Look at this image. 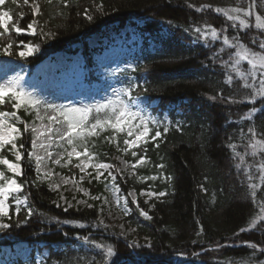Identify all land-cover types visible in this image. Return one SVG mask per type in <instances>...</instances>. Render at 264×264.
<instances>
[{
	"label": "trees",
	"instance_id": "1",
	"mask_svg": "<svg viewBox=\"0 0 264 264\" xmlns=\"http://www.w3.org/2000/svg\"><path fill=\"white\" fill-rule=\"evenodd\" d=\"M35 1L41 8V14L35 17L37 31L51 35L47 39L42 35L17 36L12 26L26 28L33 20L30 6L33 0L30 5H25L23 0H5L0 11H8L12 20L10 34L0 36V45L7 42L15 45L20 40L39 43L40 50L32 56L10 58L16 60L21 72L29 71L31 76L39 66L52 63L57 66L59 79L76 90L79 89L77 82L80 84L82 79L95 90L97 83L104 87L117 84L124 89L132 85L133 95L146 98L147 112L142 114L147 116L150 112L148 118L160 122L159 126L149 124V137L156 130L163 133L164 127H168V132L156 141L149 138L146 145L133 149L138 156L146 155L148 163L138 166L136 174L127 178V182L119 180V184L125 192L131 187L137 191L154 188L168 195L160 200L152 199L147 205L140 199V206L152 215L151 221L141 217L135 205L130 206L126 220L135 228V238L123 237L114 227H96L100 221L97 202L90 209L79 206L67 212L63 210L66 206L57 207L54 203L57 193L48 180L36 172L33 156L29 163L27 153L33 151L31 140L34 137L29 129L17 141L18 145L21 141L24 143L21 149L24 160L20 162L24 175L15 177L20 183L27 181L23 192L16 195L21 200L27 196L28 202L21 206L19 215L10 207V218L6 221L11 226L0 235L1 260L6 261L8 249L14 251L19 244H25L30 249L29 264H92L93 260L96 264H264V253L259 251L264 248V225L260 224V217L264 216V179L260 171L264 153L251 147L254 140L248 133V129L254 127L258 133L255 139H264V112H251L253 106L264 108L257 94L264 89L260 88L259 72L253 79L251 66L245 61L236 68L231 67L239 59L238 51L250 50L264 55V50L258 47L259 42L264 41V30L254 28L255 15L264 17V0H66L67 7L65 0ZM204 5L211 7L196 11ZM250 6L251 17L241 13V18L253 26L248 29H241L238 21L235 28L231 27L233 22L228 21L223 12L214 11L216 8L247 11ZM85 10L93 16L92 21L86 19ZM206 25L216 29L218 41H212L210 36L207 41L194 39L192 29L197 26L203 29ZM128 26L141 36L132 64L101 68L97 55L103 46H93L91 40L95 36L111 38ZM225 35L229 44L223 43ZM234 36L239 38L241 48L231 47L236 43ZM20 50L22 46L13 49L14 52ZM80 55L84 59L79 69L63 68V59L75 63ZM41 82L23 87L39 99L44 88ZM246 84L254 87L248 88ZM254 94H257L256 104L252 105L248 101ZM214 95L217 96L215 101L210 99ZM108 98L115 96L102 92L96 100L92 98L83 106L75 100L60 105L84 107L106 102ZM13 102L6 99L0 111H13ZM18 115L23 123L16 122L23 133L24 124L34 120L35 110L25 111L22 107ZM90 122L94 119L90 118ZM112 135L109 128L89 138L87 147L95 159L111 160L118 146L124 148L123 141L129 137L119 133L115 138L117 143H109L106 137ZM77 149L84 150L79 145ZM253 151L256 156L252 155ZM126 155L133 162L138 158L132 157L131 151ZM0 156L15 161L7 149ZM160 163L165 165L163 170L156 167ZM69 167L68 164L59 168L70 172ZM0 171L11 176L5 166H0ZM151 175L173 179H144ZM108 183L109 180L96 182L93 189L99 193ZM252 184L256 187L252 188ZM253 192L257 195L253 196ZM29 206L34 215L27 223H22ZM65 219L75 221V225L63 224ZM254 221L257 222L255 230L239 231L249 229ZM78 224L86 227L81 229ZM84 235L96 243L111 246L115 255L104 257L76 239ZM247 242L255 243L257 249H250L244 244Z\"/></svg>",
	"mask_w": 264,
	"mask_h": 264
},
{
	"label": "snow or ice",
	"instance_id": "2",
	"mask_svg": "<svg viewBox=\"0 0 264 264\" xmlns=\"http://www.w3.org/2000/svg\"><path fill=\"white\" fill-rule=\"evenodd\" d=\"M4 3L5 0H0V5H3ZM23 3L25 5H30V0H23ZM30 6L32 7L31 14L34 17L33 20L27 24L26 28L13 25L12 31H14L17 36H20L21 34H28L33 37L42 35L45 37V39H47L51 34L44 33L42 30L38 33L36 27L37 20L35 19V17L41 14L40 5L38 3H35V0H33ZM67 6L68 4L65 0V7ZM210 7V5H204L202 6V8H197L196 11L200 12L203 10V8ZM251 7L252 6H250L247 11L241 8H234L230 11L216 8L214 11L216 13L223 12V15L227 18V20L233 22L230 25L231 27L235 28L237 26L235 22L238 21L239 27L241 29H248L253 26L248 22L247 19L241 18V13H243L244 17H251L253 15ZM85 16L88 21L93 20V16L87 14V10H85ZM11 20L12 17L8 11H0V29H2V31H0V36L10 34L9 22ZM254 28L257 30H264V17L259 14L255 15ZM184 31L187 32L189 31V29H184ZM192 31L195 33L194 39H203L207 41L209 39V36L211 37L212 41H218L220 39L216 29L211 26L206 25L203 29L197 26L192 29ZM233 40H235L236 43H233L231 45L232 48L238 49L242 47L238 37L234 36ZM256 42V38L253 37L252 43L255 44ZM223 43L229 44V38L227 35L224 36ZM21 46L23 50H20L18 52L13 51L14 47L21 48ZM258 47L259 49L264 50V41H260ZM0 50H2V54L5 56L11 57L13 55H18L20 58H25L32 56L34 52H38L40 50V44L34 42L26 43L25 41L20 40L15 45L13 42H7L3 45H0ZM220 50L223 51L222 48ZM236 55L239 57V59H237L231 65V67L236 68V66L239 65L241 61H245L247 65L251 66V75L253 76V79L257 78V71L259 72L260 88L264 89V55H261L258 52H252L250 50L238 51ZM225 63L228 62L225 61ZM21 79V77H17L14 80H10L6 83L0 84V105H4L6 99L8 101H14L11 104V108L13 109V111H0V153L7 149L14 156L15 160V162H13V160L0 156V166H6L7 171L11 173V176H6L4 171H0V218H10V207H14L15 214L19 215L22 211L21 206L27 204L28 202L27 196H25L24 199L21 200L16 195L23 192L24 183H27V181H25L24 183H20L15 177H21L24 175L20 163L22 160H24V153L21 151V149L24 148V143L21 141L18 145L17 141L22 137L23 134L29 132V126L28 124H24L22 133L21 128L17 127L16 123L10 122L17 121L23 123L20 120V116L18 115V111L22 107L25 111H28L29 109L35 110L36 118L38 120H44L45 117L41 115V107L43 106L44 112L48 114V125H42L39 129L36 126L31 127L30 131L34 134V138L31 140V148L36 149L37 147H39L40 149H44L46 157L51 159L52 152L48 151V149L51 147V142L53 140L52 134L58 136L60 141H66V144L70 147L71 150H68V148H64V153L58 154L60 155V158L55 159L53 162L56 165H60L61 160L65 155L67 157L68 164L72 163L73 157H75L79 161V163H77L75 167L79 169L80 173H82L83 175L80 176L79 181L72 179L71 182L75 186L76 191L83 192L85 196H88L89 193L86 189L80 186V182L85 180L86 177H91V179L99 181L101 177L104 176L105 171H107L108 177H110L112 181L117 180V176L112 174V169L114 167L112 164L92 162L93 156L89 153L87 147V142L90 137H96L100 134V132L106 131L110 128L113 132V135L106 137V139H108L109 143H111L115 140L117 134L125 133L129 138L124 139V148L122 149V151H131L132 157H138L135 162L131 164V169L134 173L135 169L138 166L147 164L148 159L146 155L138 156L137 151H134L133 149L140 148L142 144L146 145L149 142V138L152 141H156L158 138H161L164 133L168 132V127H164L163 133L160 130H156L155 134L149 137V134L151 132L149 124L159 126L160 122L155 120L154 118H146L142 114L141 110H139V108H137V110L135 111L133 110V107L138 104V97L133 96L132 85H130L127 89H121L118 92L116 90H113L115 96L114 99L108 98L106 102L103 103L97 102L94 105L75 107L64 105L57 106L40 101L39 99L35 98L32 93L27 92L24 89L23 85L20 83ZM228 79L231 80L232 77L229 76ZM245 86L248 88L254 87V85L249 84H246ZM135 87L140 86L135 85ZM145 91L147 90L145 89ZM257 94L261 97V101L264 102V92L258 90ZM257 94H254L252 100L248 101V103L255 105ZM219 95L222 97L223 93H220ZM210 99L215 101L217 100V96H211ZM228 101L229 103L232 102L231 97H228ZM251 112L253 114H256L257 112H264V108H256L255 106H253L251 108ZM52 113H54V115ZM90 118L94 119V122H90ZM249 119H251V117H249ZM136 121H139V123H137ZM53 124L62 125V127H56L55 129H53ZM248 133L254 140V143L251 144V147L253 149L259 148L260 152L264 153V139H255L258 133L254 127H250L248 129ZM78 145L83 146L84 150L78 151ZM8 146H10V148ZM61 147L63 146L61 145ZM156 147L158 148L159 144H156ZM144 151L146 152L147 149H145ZM256 154V151H253L252 155L256 156ZM27 155L29 157L30 163L31 157L34 155V152L28 151ZM46 157L39 154L35 155V168L38 174L40 172L41 165L44 163ZM81 157H85V159L81 160ZM124 163L127 166V162ZM156 167L163 170L165 165L163 163H160L157 164ZM237 167L239 166L237 165ZM89 168L93 169L95 174H93V172H88L87 169ZM260 171L262 173V179H264V163L260 164ZM43 176L50 180L52 173L44 172ZM144 179L152 181H156L157 179H165L171 181L173 178L171 176L158 177L157 175H151L144 177ZM249 179H251V176H249ZM63 183H69V179L66 178ZM50 187L53 191H55L60 188V184H51ZM200 187L202 190L206 191L203 185H201ZM251 187L255 188L256 185L252 184ZM139 195L148 198L143 201V203L147 205L149 203V200H151L152 198L160 200L161 198L168 195V193H166L165 191L157 192L151 190H142ZM252 195L256 196L257 193L253 192ZM128 196L132 197L131 203L135 205V208L138 211L139 215L146 220L151 221L153 219L152 215H150L148 211L140 206V204L137 202L135 194L133 192H129ZM60 199L67 205L63 209L65 212H67L68 209L75 207V205L70 201H67L63 195H61ZM75 199L76 197L73 196V200ZM92 199L99 200L100 197L93 196ZM10 201H14V204H10ZM54 203H57V207H61L60 203ZM77 204L86 205V207L89 209L93 207L92 204L87 203V201L84 200H78ZM152 207L155 208L156 205L152 204ZM101 211H103V208H101ZM129 211L130 209L125 207L124 214L128 215ZM33 215L34 210L31 206H29L26 210L25 219L22 221V223H27L28 219ZM18 223H21V221H18ZM62 223L75 225V221L69 219L63 220ZM260 224L264 225V216L260 217ZM10 226L11 225L9 223L0 222V231L7 230ZM76 226L81 229L86 227L84 224H78ZM96 227H103L106 229L108 225L104 223L103 219H101ZM256 228L257 222L254 221L249 229L241 228L239 231L245 232L255 230ZM202 230L203 229L201 228V231ZM63 235L65 237H68L67 232H64ZM76 239L81 240L83 243L89 245L92 248H95L96 250H98V253L102 254L104 257H112L115 255V252L113 251V248L111 246H105L102 243H96L91 239L90 236H76ZM248 247H250V249L252 250L257 249V245L255 243L248 245ZM259 251L261 253H264V248H261ZM77 259H79V257H77ZM92 264H96V261L93 260Z\"/></svg>",
	"mask_w": 264,
	"mask_h": 264
},
{
	"label": "rangeland",
	"instance_id": "3",
	"mask_svg": "<svg viewBox=\"0 0 264 264\" xmlns=\"http://www.w3.org/2000/svg\"><path fill=\"white\" fill-rule=\"evenodd\" d=\"M35 3H37V1H35ZM131 28L128 26L122 30L121 33L113 34L111 38L100 39V37L95 36L91 40V44L93 46H103L102 52L97 55V62L101 68H109L115 64L117 65V63L123 65L132 64L134 52L141 44V36L135 31H132ZM83 59L84 56L81 55L78 57L75 63H71L70 61L63 59L62 66L64 69L77 70L79 69L78 65L83 63ZM41 76L43 77L42 80ZM17 77L22 78L20 80L22 85H28L29 83H37V81H42L41 83L44 88L39 94V100L57 106L68 100H75L80 106H83L86 101H89L92 98L96 99V97H98V95H100L102 92H104L106 95H114L113 90L118 92L119 90L124 89L117 84H108L106 87H104L98 85L97 83V88L95 90L93 86L89 85V83H83L84 80L82 79L79 80L80 84L77 82L79 89L76 90L71 86V84L59 79L57 66L53 65L52 63L39 66L36 71V76L31 77L28 72L21 73V69L15 60H12L9 56H5L0 53V84L14 80ZM134 97H138V104L133 107V110L135 111L137 108H139L142 113H146V98L143 95H136ZM152 105L155 106L156 102H153ZM52 114L54 115V113ZM149 114L150 112L145 117L148 118ZM41 115L45 117L44 120H38L35 116L34 120L26 123L28 124L29 129H31L32 126H36L39 129L42 125H48V114L44 112L43 106L41 107ZM17 127H19L18 124ZM52 127L55 129L56 127H62V125L53 124ZM52 135L53 140L51 142V147L48 149V151L52 152V158H47L45 150L40 149L39 147L33 149V158L35 160L36 154L46 157L44 163L41 165L39 173L43 179L48 180L49 185L60 184V188L55 190L57 193V202L61 205L67 206L64 201L60 199L61 195H63L67 201L73 203L75 207L86 206L77 204L78 200L87 201V203L92 205L97 202L99 220L103 219L104 223L107 224L108 227L116 228L123 237L135 238V228L128 224V221L126 220L128 215L124 214L125 207L130 209V206L134 205L131 203L132 197L128 196V193L133 192L137 198V202L140 203L141 198L143 200L148 199L147 197L139 195L142 190H156L154 188H143L140 191H137L136 188L131 187L127 192H125L122 189L119 184V180L127 182V178L136 174V169L134 173L131 169V164L134 162L127 157L126 152H123L122 148L118 146V152H116L115 155L111 157V160H97L93 157V163L101 162L112 164L114 166L112 169V174L117 176V180L112 181L111 178L108 177L107 171H105L104 176H102L99 181L93 180L91 177H86L85 180L80 182V186L86 189L89 193L88 196H85L83 192H77L75 186L71 182L72 179L79 181L80 176L83 175L80 173L79 169L75 167L79 161L75 157L72 158V163L69 164L71 166L69 167L70 172H65L62 168H59L67 167L68 163L66 155L61 160L60 165H56L53 162L55 159L60 158V155L58 154H63L64 148L67 147L65 146L66 141H60L58 136L55 134ZM113 142L117 143V140H114ZM61 145L63 147H61ZM68 150L71 149L68 148ZM77 150L81 151L79 149ZM80 159L83 160L85 157H81ZM124 162H127V166ZM87 171L93 172V174H95L91 168L87 169ZM44 172L52 173L50 180L43 176ZM66 178L69 179V183L64 184L63 181ZM106 180H109L108 186L105 187L103 191L96 193L93 189L94 183H100ZM73 196L76 197L75 200H73ZM93 196H99L100 199L93 200ZM151 200H149V202H151ZM101 208H103V211H101ZM0 222L7 223L5 218H0ZM3 232L4 231H0V235L3 234ZM29 252L30 249L25 244H19L14 251H10L9 249L7 250V255L5 257L6 261L4 262L1 260L2 258H0V264H29Z\"/></svg>",
	"mask_w": 264,
	"mask_h": 264
}]
</instances>
